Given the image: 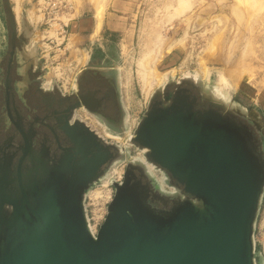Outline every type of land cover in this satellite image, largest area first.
I'll list each match as a JSON object with an SVG mask.
<instances>
[{"label":"water","instance_id":"1","mask_svg":"<svg viewBox=\"0 0 264 264\" xmlns=\"http://www.w3.org/2000/svg\"><path fill=\"white\" fill-rule=\"evenodd\" d=\"M185 83L199 89L192 79ZM188 90L172 96L157 90L131 140L147 150L146 160L167 176V187L175 184L174 192L155 190L146 169L145 185L133 182L139 166L130 165L124 180L112 184L113 200L94 236L86 197L116 148L78 121L84 131L72 141L79 162L65 157L49 169L31 156L37 169L24 184L25 156L18 190H9V174L0 178V264H258L264 149L248 126L226 117L238 111L202 93L199 99L211 104L199 110Z\"/></svg>","mask_w":264,"mask_h":264},{"label":"rangeland","instance_id":"2","mask_svg":"<svg viewBox=\"0 0 264 264\" xmlns=\"http://www.w3.org/2000/svg\"><path fill=\"white\" fill-rule=\"evenodd\" d=\"M17 1L0 0L1 59L8 54L9 42H21L19 50L40 68L44 88L63 92L72 91L93 53L106 55L105 64L114 69L107 72L116 80L125 113L123 123L108 125L83 111L76 116L116 148V158L88 195L112 190V184L122 182L130 165L143 166L140 160L145 152L133 143L122 145L119 139L133 138L157 90L172 96L179 88H186L197 96L202 93L215 98L214 90H221L218 99L229 110L239 112L236 118L249 127L264 149V0ZM54 3L67 6L69 15L54 13ZM111 14L115 21L110 26L119 31V37L110 46L105 42H101L102 48L100 43L80 42L72 32V24L82 16L92 20L94 16L102 17V27L105 17ZM12 20L16 23L15 31L11 28ZM146 50L153 53L150 67L156 69L164 84L155 85L150 93L143 89L138 73V63ZM18 62L22 66L21 57ZM186 77L195 79L199 89L186 83L181 85ZM202 102L211 104L208 98ZM147 172L155 190L172 191L170 187L175 184L167 187L164 173ZM262 233L264 196L257 220L258 264L259 258L264 262V251L259 248V242H264Z\"/></svg>","mask_w":264,"mask_h":264},{"label":"flooded vegetation","instance_id":"3","mask_svg":"<svg viewBox=\"0 0 264 264\" xmlns=\"http://www.w3.org/2000/svg\"><path fill=\"white\" fill-rule=\"evenodd\" d=\"M11 28L15 31V20L11 21ZM20 43L9 42L8 54L4 60L0 58V178L9 174V190L12 192L19 188L17 171L19 161L25 156L22 164L24 184H28L26 175L37 169V161L32 162L31 156L43 161L49 169L59 166L65 157L72 159V165L81 160L82 154L78 153L72 141L73 136L80 137L84 131L80 124L84 121L76 118L79 111L98 116L105 124L114 126L123 123L125 114L116 80L107 72L114 69L110 67L111 64H105L108 57L102 52L91 55L90 62L80 72L72 91L63 92L57 88H44L40 68L35 67L34 62L28 60L25 54H21ZM19 57L23 60L22 66H19ZM20 67H23L22 71L19 70ZM187 96L191 101L198 98L197 109H210V104H204L191 90H188ZM217 111L223 116L226 115L223 110ZM226 117L237 125L242 124L237 118L229 115ZM87 126L104 140L93 127L88 124ZM27 144L30 145L28 152ZM111 151L115 154V150ZM113 160L114 158L110 159L101 167L97 172L101 176L92 186L99 183ZM146 168L143 165L132 170L133 182L145 185L140 170L145 171ZM127 170L128 168L124 174ZM153 205L163 208L158 202ZM6 211L9 213L7 207Z\"/></svg>","mask_w":264,"mask_h":264},{"label":"built area","instance_id":"4","mask_svg":"<svg viewBox=\"0 0 264 264\" xmlns=\"http://www.w3.org/2000/svg\"><path fill=\"white\" fill-rule=\"evenodd\" d=\"M52 10L54 13H56L58 16L59 14H65L69 15V9L67 6H62L61 4L54 3ZM66 10V12H64ZM120 183V182H118ZM104 187H107L106 185ZM97 192H102V197H96L95 194ZM115 191L114 188L112 190H103V191H96L87 196L85 205L87 209V216H88V222H89V228L91 233L96 236L104 223L106 217H107V208L111 201L113 200ZM262 237L264 238V233H262ZM261 248L264 251V242H259Z\"/></svg>","mask_w":264,"mask_h":264},{"label":"bare ground","instance_id":"5","mask_svg":"<svg viewBox=\"0 0 264 264\" xmlns=\"http://www.w3.org/2000/svg\"><path fill=\"white\" fill-rule=\"evenodd\" d=\"M17 1V0H16ZM238 1V0H237ZM255 1V0H254ZM263 1V0H262ZM14 2H15V0H14ZM18 2V1H17ZM20 2V1H19ZM21 3V2H20ZM20 3H18V4H20ZM18 6V5H17ZM20 8V7H19ZM21 9V8H20ZM19 9V10H20ZM18 10V9H17ZM20 12V11H19ZM17 13H18V11H17ZM99 15H101V14H99ZM102 16V15H101ZM41 18V17H40ZM41 20V19H40ZM96 20H97V31H99L100 30V27H101V23H102V17H97L96 18ZM160 39V38H159ZM150 43V42H149ZM152 43V42H151ZM156 43H157V41H156ZM159 43V42H158ZM157 43V44H158ZM153 45V44H152ZM151 44H150V46H152ZM156 45V44H155ZM154 46V45H153ZM155 47H157V45L155 46ZM146 48V47H145ZM150 48H152V47H150ZM161 48V47H160ZM171 47H169V49H170ZM154 51V50H153ZM170 51V50H169ZM158 52H159V50H158ZM151 55H153V53L151 54V51L150 52H148L147 53V50H146V53L144 54V56L143 57H141V60L139 61V63H138V67H139V76H140V79H141V81H142V83H143V89L145 88L147 91H149V93L150 92H152V90L154 89V86L155 85H159V87L160 86H163L164 84H163V82H162V80L160 79V76H158V72L156 71V69L154 70V69H152L150 66V56ZM156 60V59H155ZM160 75V74H159ZM186 78H190V77H186ZM190 79H192L193 80V78H190ZM194 81H195V79H194ZM214 92H215V95H216V98L218 99L219 98V94L221 93V90H214ZM150 96V95H149ZM221 96V95H220ZM221 98H223V97H221ZM133 138L132 137H129V138H127V139H125V138H120L119 140L122 142L121 144L122 145H126L127 143H131V140H132ZM143 151L144 152H147V150L146 149H143ZM141 159L142 160H140L141 161V163L142 164H144L147 168H146V170L147 171H151L152 173H154L155 172V170H157L158 168L154 165V164H152V163H149L147 160H146V158L144 157V156H142L141 157ZM161 172V171H160ZM110 181V180H109ZM109 181H107V184H109L110 182ZM172 192H174V189H172ZM95 196L96 197H102L103 196V193L102 192H97L96 194H95Z\"/></svg>","mask_w":264,"mask_h":264},{"label":"crops","instance_id":"6","mask_svg":"<svg viewBox=\"0 0 264 264\" xmlns=\"http://www.w3.org/2000/svg\"><path fill=\"white\" fill-rule=\"evenodd\" d=\"M111 16L108 15L105 17L100 31H97V20L95 16V20L82 16L79 22L72 24V32L79 38L80 42L100 43V48H102L101 42H105L107 46H110L113 42H117V38L119 37V31L116 29L113 30L110 26L115 21V18H113L114 15L111 14Z\"/></svg>","mask_w":264,"mask_h":264}]
</instances>
